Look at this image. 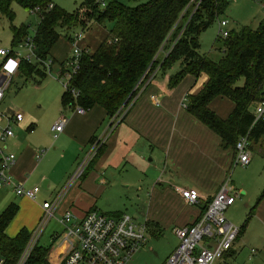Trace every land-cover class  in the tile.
I'll return each mask as SVG.
<instances>
[{"label": "crops", "instance_id": "crops-1", "mask_svg": "<svg viewBox=\"0 0 264 264\" xmlns=\"http://www.w3.org/2000/svg\"><path fill=\"white\" fill-rule=\"evenodd\" d=\"M261 4L263 7L264 0ZM87 44L89 43L85 42L83 36L80 45L87 47ZM15 52L19 58H24L27 53ZM170 67L160 71L121 119L110 117L98 105L82 114L76 111V107L61 108L60 112L65 114L68 121L59 137H53L62 150L61 161H64V170L58 180L53 179L50 172L42 168V160L50 154L52 144L50 137L46 139L38 131L41 119L25 116L21 110H17L23 113V119L12 126L15 135L4 145L7 151L16 155V162L9 170L14 180L23 182L26 187H33L30 186L32 178L35 184L40 183L47 189H53L50 194L54 197L66 184L94 140L106 134L108 137L103 149L101 148L102 152L87 170L83 180L69 189L58 209L59 213L62 216L66 210H71L79 219L88 211H100V196L108 191V186L116 178L126 188L139 185L150 194L145 219L150 237H159L166 228H173L175 241L171 248L172 253L179 243L174 228L191 224L200 216L203 206L216 195L224 183L234 163L235 152L234 149L224 148L220 136L187 108L188 94L197 93L207 82L208 75L187 74L176 86L171 87V80L179 71L168 75L167 69ZM18 72L16 75H22ZM151 96H155V99ZM210 106L221 117H227L233 109V103L222 97L213 100ZM57 120L58 113L48 119L49 135L52 133L51 126ZM0 124H5V120H1ZM42 149L45 154L38 160L37 154ZM161 166L164 170L159 174ZM177 186L196 189L200 194L199 203H187L176 191ZM9 191L15 193L11 187L0 189V215L11 203L18 205L19 211L15 218H24V221L17 226L16 234H8V228L6 229L9 237H15L23 228L32 231L36 227L43 208L39 205L34 210L31 202L33 200L25 197H7ZM239 194L245 193L240 191ZM257 205L252 208L251 216L254 215L264 229V198ZM118 212L121 211L106 214L116 215ZM249 239L243 238V241L247 242ZM251 241L261 244L264 238H261L262 242L257 238ZM235 253L236 243L228 254L214 264H232L227 258Z\"/></svg>", "mask_w": 264, "mask_h": 264}, {"label": "trees", "instance_id": "trees-1", "mask_svg": "<svg viewBox=\"0 0 264 264\" xmlns=\"http://www.w3.org/2000/svg\"><path fill=\"white\" fill-rule=\"evenodd\" d=\"M189 1L150 0L129 7L117 0H108L103 8L102 2L105 3V0H85L80 9L68 13L54 4L53 8H49L50 0H0V12L12 18L13 2L26 9H41L34 37L36 63L20 58L19 70L27 80L33 76L44 78L48 71L45 61L51 58L55 62L50 56L60 39L59 26L72 29L80 25L84 31L93 22L113 21L114 26L96 50L89 51L88 47L82 46L79 68L70 82V88H75L78 95L65 90L61 97L63 108L80 106L89 110L98 105L112 117L131 102L146 70L149 67L155 69L160 64L161 60L155 57L175 25H180L182 20L187 22L190 13L185 10ZM228 5V0H204L191 16L178 43L162 61L160 70L178 61L181 63L179 72L171 80V87L187 74L208 75L207 82L197 93L188 94L187 108L220 136L224 148L234 149L236 156L235 146L242 136L249 134V139L258 141L264 135V121L254 123V109L264 99V20L257 28L244 25L239 30H229L226 38L218 36L216 42L220 41L219 49L223 51L220 59L202 55L199 51L201 33L225 13ZM27 28L26 25L13 28L14 47L27 35ZM181 29L182 26L176 27L174 33L177 35ZM14 51L12 49L11 52L16 56ZM62 66L65 71V65ZM241 78L244 82L240 85ZM219 97L233 103L227 117H221L210 106ZM263 198L264 189L257 204ZM209 202L203 206L194 222L203 216ZM18 211V205L11 203L0 215V253L7 264L16 262L31 238L32 231L26 228L21 229L15 237L6 234ZM247 225L246 220L240 227L239 237ZM50 251V246H36L27 264H43L48 260Z\"/></svg>", "mask_w": 264, "mask_h": 264}, {"label": "built area", "instance_id": "built-area-1", "mask_svg": "<svg viewBox=\"0 0 264 264\" xmlns=\"http://www.w3.org/2000/svg\"><path fill=\"white\" fill-rule=\"evenodd\" d=\"M203 1L190 0L188 2L185 12L190 13V16L187 22L182 20L180 25H175L155 57V59L161 60L160 64L155 69L149 67L146 70L138 84V92L127 106H123L114 115L116 119H121L139 99L145 89L155 80L160 71L162 61L169 56L178 43L191 16L199 9ZM255 1L261 2L262 0ZM104 4L102 2V5ZM49 8H53L52 3L49 4ZM33 11L40 12L41 9L36 7ZM228 23L229 21L225 19L219 21V36L222 38H226L229 35V30L225 28ZM178 26H182V29L176 35L174 29ZM83 36L84 31L76 34L73 55L65 63L66 70L60 73V77L67 78L65 90H69L74 96H77L78 92L75 88H70V82L79 68L83 53L80 42ZM26 45L29 46V51H27L24 58L32 61L31 52L36 57L34 39L28 37ZM11 51L12 49H0V56L3 57L0 66V79L5 76V80L0 84V104L13 77L19 71L20 58L13 55ZM53 63L54 61L51 58L46 60V69L51 71ZM151 97L155 99V96ZM76 108L78 113L82 114L85 112L83 107L76 106ZM254 114V123L264 121V99L256 105ZM0 117L2 119L3 117L5 118V124H0V189L11 187L18 196L34 201L41 188L37 185L26 187L23 182L14 180L9 170L16 162V155L7 151L4 146L5 142L15 135L12 126L23 119V113L17 111L10 116H6L0 112ZM67 121L68 118L65 115H61L51 126V132L55 139L63 132ZM107 137L108 135L104 134L94 140L88 152L78 163L75 171L68 177L66 184L52 200L44 201L42 206L43 213L36 227L31 232V238L14 264L28 263L33 250L39 245L38 242L45 227L55 216L69 189L83 178L105 144ZM249 140V134H247L242 136L236 143V156L233 165H249L251 163V152L248 149ZM44 154L45 150H40L37 154V159L41 160ZM231 182L229 171L219 191L208 203L203 216L196 222L174 228L173 231L177 235L179 243L163 264H214L233 249L240 234V226L232 223L226 217V212L236 202L240 194L237 190L231 188ZM176 191L189 204L197 205L200 201V194L196 189L177 186ZM60 222L65 226L62 233L64 247L58 253L57 262L51 261L50 257H48V260L43 264H130L133 254L144 247L150 238L147 222H138L127 213L108 215L98 210H91L83 217L77 219L71 210H66ZM59 236L60 234H54L51 238L52 242H55ZM0 264H7L5 257L1 253Z\"/></svg>", "mask_w": 264, "mask_h": 264}, {"label": "rangeland", "instance_id": "rangeland-1", "mask_svg": "<svg viewBox=\"0 0 264 264\" xmlns=\"http://www.w3.org/2000/svg\"><path fill=\"white\" fill-rule=\"evenodd\" d=\"M50 1L52 4L62 7L68 13H73L80 9L85 0ZM107 1L108 0H105V4ZM117 1L129 7H135L150 0ZM228 1L229 5L225 13L209 26L208 29L203 31L199 37L201 43L200 53L202 55H208L214 60L220 59L223 55V51L219 49L221 45L220 41L216 42L220 31V20L225 19L229 21L228 25L225 27L228 30H239L244 25L257 28L259 23L264 20L261 2L255 0ZM104 6L105 5H102L103 8ZM11 9L13 12L12 18L2 15L0 12V49H14L19 51L20 54H25L29 51V46L26 45V41L28 37L34 39L40 21V14L39 12L22 7L17 2L12 3ZM23 25L28 26L27 35L16 47H14L13 28H19ZM113 26V21L105 20L102 23L93 22L86 28L84 30V39L85 42L87 41L89 43L87 44L88 50H96ZM58 31L60 32V39L54 45L50 56L55 60L51 65V71L48 70L44 78L33 76L28 80L24 75H15L11 84L5 91L4 102L2 106H0V112L6 116H10L17 110H21L25 116L31 115L41 119L39 120L40 129L38 131L46 139L50 137L52 144L50 147V154L42 160V168L48 170L50 176L55 180L61 177L60 174L64 170V161H61L62 150L56 143L57 140H54L52 133H50V135L48 134L47 122L48 119L56 113H58V118L61 115H65L60 111L62 108L61 97L65 91L67 78L60 77V73L64 72L62 65H65L66 61L73 55L76 34L82 32L83 28L80 25L72 29L59 26ZM83 42L84 40L82 44H84ZM31 57L32 61L36 63V57L33 52H31ZM2 61L3 57L0 56V66ZM180 66L181 63L179 61L174 63L167 69L168 75L179 71ZM243 82L244 80L241 78L239 81L240 85L243 84ZM1 120H5V118L3 117L2 119L0 117V121ZM249 144L248 149L251 152V163L249 165H232L230 170L232 181L231 188L233 190L238 189L239 193L243 191L245 194H240V196L237 197L233 206L228 208L226 217L232 223L240 227L246 220L248 221L246 232H243L240 236L241 238L236 242L235 255L227 258L232 264H264V242L257 244L251 241L257 238L262 242L261 238H264V229L254 215H250L252 213V208L256 206L258 198L264 189V135L258 141L250 139ZM163 170V166H161L159 174H161ZM112 183L111 186L114 187L110 186V188L108 186V191L100 196V201L98 202V206L101 209L100 212L111 213L119 210L129 214L138 222H144L149 209V191L147 192L145 188L141 189L139 185L126 188L123 186L124 184H121L119 178L112 180ZM35 185L39 186L41 191L36 200L31 201L34 210H36L39 205L43 206L45 199L52 200L53 198L52 194H50L53 189H47L40 183L35 184L31 178L30 186ZM233 190L232 192H234ZM7 197L18 199L21 196L9 191ZM16 218L9 225L7 230L8 234H16L17 226L24 221V218L19 220ZM61 219L62 216L57 210L55 216L45 227L38 242L41 246L51 247L49 257L53 262L58 261V253L64 247L62 233L65 226L60 222ZM172 229L173 228L168 227L165 231L163 230L162 235L159 237H150L147 244L133 254L130 264H162L171 253V248L174 245L175 239L173 238L174 234L172 233ZM54 234H60V236L55 242H52L51 238ZM243 238L250 239L246 242L243 241Z\"/></svg>", "mask_w": 264, "mask_h": 264}, {"label": "water", "instance_id": "water-1", "mask_svg": "<svg viewBox=\"0 0 264 264\" xmlns=\"http://www.w3.org/2000/svg\"><path fill=\"white\" fill-rule=\"evenodd\" d=\"M4 80H5V76L1 77L0 84H2Z\"/></svg>", "mask_w": 264, "mask_h": 264}]
</instances>
